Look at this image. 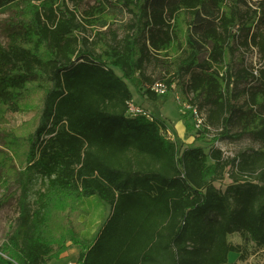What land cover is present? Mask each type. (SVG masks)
Instances as JSON below:
<instances>
[{"label": "trees", "instance_id": "obj_1", "mask_svg": "<svg viewBox=\"0 0 264 264\" xmlns=\"http://www.w3.org/2000/svg\"><path fill=\"white\" fill-rule=\"evenodd\" d=\"M119 2L133 10L131 35L99 47L80 35L65 0H0V13L26 5L0 47V104L16 110L19 95L44 86L24 156V175L43 183L42 210L4 244L0 264H51L67 240L84 243L77 264H227L232 252L233 264H242L264 253V63L235 69L231 46L255 49L264 60V0ZM179 17L185 47L178 46L174 73L162 82H175L178 101L188 99L205 112L207 126L221 129L216 140L247 136L256 148L233 157L214 143L181 148L163 120L128 113V83L156 100L145 67L177 42ZM242 80L248 85L238 105ZM191 131L186 125L187 137ZM225 175L231 182L222 191L215 183ZM84 205L93 214L108 211L96 221ZM52 210L64 220L76 210L85 227L53 224Z\"/></svg>", "mask_w": 264, "mask_h": 264}, {"label": "rangeland", "instance_id": "obj_2", "mask_svg": "<svg viewBox=\"0 0 264 264\" xmlns=\"http://www.w3.org/2000/svg\"><path fill=\"white\" fill-rule=\"evenodd\" d=\"M68 8L75 11L78 22L82 26L80 35L86 37L90 42H96V46L102 47L105 45V41L109 42L115 40V42L121 40L123 36L128 32V28L134 22L133 12L131 7H125L119 0H84L81 4H71L70 0H65ZM21 5L4 13H0V47H5L7 44V25L12 23V20L17 17H22L26 14L24 7ZM105 23L104 27L100 26V23ZM175 28L177 30L178 40L172 45L167 53L164 55L156 56L155 59H151L145 67L146 75L152 79L155 83L162 82L164 79H169L174 73L173 62L180 54V49L185 47L186 38V25L183 17H179L175 22ZM233 34L237 35V28L232 30ZM131 35V33H127ZM180 46V49H177ZM234 49L232 55V62L234 68L239 70L240 68L261 66L264 60L260 58L255 49L245 50L244 48L235 44L231 45ZM228 62L227 57L225 63ZM226 64L222 66L220 75H224L226 71ZM115 72L120 76V71L115 69ZM247 82L244 80L238 82L236 88L237 93L242 95V90L247 88ZM128 87L132 94V101L135 106L146 111L153 117L163 120L171 127H175L178 122L184 121L186 125H191L190 120H186L180 113L179 102L176 97L179 95L176 93L177 86L175 82L166 86V93L164 95H157L160 98L154 102H149V110L141 104L142 102V90H136L131 84L128 83ZM44 86L32 85L23 94L13 102L16 110H13L10 104H0V250L8 239L14 234H20L29 229L34 220L38 217L40 208V196L39 193L43 192L44 186L38 176L31 179V181L24 175V156L26 153V141L30 133L32 132L39 114L41 100L44 94ZM245 95H242L238 102V105L243 104ZM191 98V96H189ZM188 101V99L186 100ZM216 127L213 126L209 129L206 135H203L204 140L195 141L190 135L182 139H178L174 134L175 139H178V144L183 148V145L194 144L195 146L209 147L216 142L219 132L216 131ZM220 128V127H219ZM233 132L237 131L236 127H233ZM191 133V132H190ZM193 136V135H192ZM194 137V136H193ZM26 140V141H25ZM223 150L225 149L228 157H233L240 152L248 151V148L257 146L251 142L247 136L240 139L224 138L221 145ZM230 179L225 175L222 181L216 182V188L224 191L230 184ZM92 207V206H91ZM88 205H84L83 209L89 211V215L92 214L93 220L98 221L99 218L104 217L108 211L105 208L98 209L95 214L92 213ZM76 210L70 211L66 220L58 218V214L52 210L53 214L52 222L55 225L63 226L64 223L76 229L78 226L85 227L86 220L83 216H76ZM88 216V215H87ZM89 217V216H88ZM229 241L232 243H239L240 239L237 235L229 236ZM80 241L79 244L66 241V250L58 257L59 259L51 260V264H77V256L79 250L84 243ZM56 250V249H54ZM236 253H229L227 264H231L232 258ZM244 264H264V253H258L251 255Z\"/></svg>", "mask_w": 264, "mask_h": 264}, {"label": "built area", "instance_id": "obj_3", "mask_svg": "<svg viewBox=\"0 0 264 264\" xmlns=\"http://www.w3.org/2000/svg\"><path fill=\"white\" fill-rule=\"evenodd\" d=\"M151 91L155 93L156 95H164L166 93V85L163 82H156L152 85ZM176 100L178 101V96L176 97ZM179 103V101H178ZM180 113L184 116L186 120H190L191 125H188L192 128L191 133L194 134V136H198V132H202L204 129L210 130L209 126L206 125V114L203 110H200L196 105H192L191 103L184 101L179 104ZM128 113L130 114H142V115H148V113L142 109H140L138 106H135L133 101L128 104ZM217 132H220L221 129H216ZM191 137L194 139V137L191 135ZM223 141L216 140L214 143V146L219 149L224 157H228L225 149L221 147Z\"/></svg>", "mask_w": 264, "mask_h": 264}, {"label": "crops", "instance_id": "obj_4", "mask_svg": "<svg viewBox=\"0 0 264 264\" xmlns=\"http://www.w3.org/2000/svg\"><path fill=\"white\" fill-rule=\"evenodd\" d=\"M160 97L159 96H157V98H156V100L155 101H157L158 99H159ZM142 102H141V104H143L148 110H149V102H154L153 100H151V99H148L146 96H144L143 95V97H142ZM133 100V99H132ZM167 126H168V128L176 135V137L178 138V139H182V141H184L185 139V137H186V127H185V124H184V121H183V123L182 122H178V123H176L175 124V127H171L170 128V126L167 124ZM187 138V137H186ZM184 142H186V141H184ZM188 144H190V142L188 143ZM191 145V144H190ZM229 257H231L232 258V262H231V264H233V263H235V262H237V259H238V254H235L234 256H229ZM246 263V262H245ZM242 264H244V263H242Z\"/></svg>", "mask_w": 264, "mask_h": 264}]
</instances>
